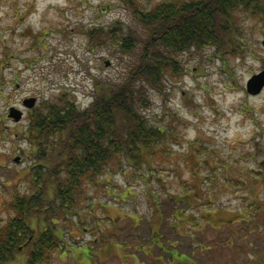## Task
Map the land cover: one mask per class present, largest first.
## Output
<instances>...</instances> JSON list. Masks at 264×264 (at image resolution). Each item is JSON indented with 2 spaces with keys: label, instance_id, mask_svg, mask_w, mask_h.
I'll return each instance as SVG.
<instances>
[{
  "label": "rangeland",
  "instance_id": "374dc122",
  "mask_svg": "<svg viewBox=\"0 0 264 264\" xmlns=\"http://www.w3.org/2000/svg\"><path fill=\"white\" fill-rule=\"evenodd\" d=\"M136 1L146 9L163 0ZM259 1L260 11L234 15L241 52L186 51L164 92L151 90L144 112L163 138L141 165L114 160L84 183L76 215L56 218L60 246L44 264H264V88L246 90L264 68ZM117 20L139 30L123 0H0V228L14 198L36 189L22 135L33 107L22 100L68 89L86 106L94 78L121 83L137 56L86 34Z\"/></svg>",
  "mask_w": 264,
  "mask_h": 264
},
{
  "label": "trees",
  "instance_id": "16d2710c",
  "mask_svg": "<svg viewBox=\"0 0 264 264\" xmlns=\"http://www.w3.org/2000/svg\"><path fill=\"white\" fill-rule=\"evenodd\" d=\"M135 1L123 0L139 30L125 29L119 20L86 30L94 43L112 41L117 52L137 56L123 81L94 78L93 98L86 106L63 89L29 112L22 135L34 150L29 175L36 189L14 198V216L0 228V264L17 257L25 260L20 264L48 261V252L61 242L57 219L76 215L84 183L114 160L141 165L152 141L163 138L144 110L151 90L163 93L167 74L183 70L179 56L206 46L219 54L241 52L234 15L239 9L261 10L259 0H163L146 9Z\"/></svg>",
  "mask_w": 264,
  "mask_h": 264
},
{
  "label": "water",
  "instance_id": "95a60500",
  "mask_svg": "<svg viewBox=\"0 0 264 264\" xmlns=\"http://www.w3.org/2000/svg\"><path fill=\"white\" fill-rule=\"evenodd\" d=\"M263 87H264V68L249 77V79L246 82V90L249 94L256 95L262 90ZM23 103L27 107H32L35 103V98L34 97L26 98L23 100ZM8 116L11 117L13 120L17 121L22 117V112L16 107H11ZM14 160H18V157H15Z\"/></svg>",
  "mask_w": 264,
  "mask_h": 264
}]
</instances>
